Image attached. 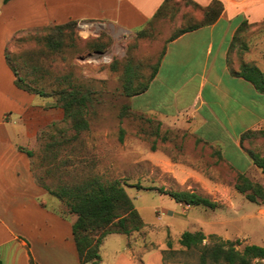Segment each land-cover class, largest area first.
Instances as JSON below:
<instances>
[{
  "label": "rangeland",
  "instance_id": "374dc122",
  "mask_svg": "<svg viewBox=\"0 0 264 264\" xmlns=\"http://www.w3.org/2000/svg\"><path fill=\"white\" fill-rule=\"evenodd\" d=\"M3 8L5 3L0 0V9ZM201 18L202 11L186 0H172L166 15L154 19L150 23L149 34L144 37H137L140 29L121 34L115 30L108 33L105 27L98 35L84 39L78 34L75 24L73 39L65 36L64 40L65 43L71 40L73 46H62L53 53L30 31L17 34L15 41L5 46L11 60L17 56L39 66L38 70L25 69L29 84L51 92L60 87L56 78L69 75L72 82L92 91L88 129L74 139H68L73 136V131L65 129L64 123H57V128H64V131H52L59 142L56 147L58 156L53 165L47 161L40 163L42 145L49 139L48 135L35 138L28 148L36 154L31 169L48 185L80 182L92 175L103 179L118 178L124 183L125 191L145 226L128 237L108 235L101 247L104 255L120 249L125 240H129V249L135 255L134 264H138L141 253L161 251L166 248L168 239L172 241L173 249H183L178 243L180 233L198 229L207 236L215 234L230 240L239 238L242 240L240 247L249 243L264 247V203L251 202L234 188L236 169L225 160L221 149L197 139L186 129V121L182 117L174 120L148 112H135L131 97L121 90L118 73L109 69L113 60L130 56L144 65L143 74L147 77L150 65L157 61L170 35L179 27L199 22ZM146 27L147 24L143 28ZM100 35L101 42L106 44L104 50L90 49L86 40ZM263 36L264 28H249L245 32L249 48L242 55H239V49H232L229 54L232 65L237 68L243 61L253 62V50L263 48L264 42L260 41ZM3 55L5 58V52ZM23 72L20 71L21 74ZM54 99L55 96H36L34 101L45 100L53 104ZM6 101L11 100L0 99V110L10 106ZM124 106H130L131 113L124 110ZM3 115L9 138L24 141L18 131V116L9 109ZM148 118H153V121ZM260 127L263 126L256 128ZM243 148L263 154L264 138L245 141ZM216 150L220 151L222 158L217 156ZM229 150L234 152V147L229 146ZM47 168L51 170L48 175L44 174ZM245 174L264 186V174L260 170H247ZM178 190L194 191L217 201L218 206L210 209L177 202L167 192ZM50 205L63 216L71 215L60 200L57 205ZM208 241L207 238L204 240ZM196 258L195 251L187 254L177 252L174 257L177 261L190 263H194Z\"/></svg>",
  "mask_w": 264,
  "mask_h": 264
},
{
  "label": "crops",
  "instance_id": "0c3cea01",
  "mask_svg": "<svg viewBox=\"0 0 264 264\" xmlns=\"http://www.w3.org/2000/svg\"><path fill=\"white\" fill-rule=\"evenodd\" d=\"M164 0H9L0 9V99L11 100L0 111V260L2 264H80L71 226L76 215L63 216L50 204L59 200L36 182L29 157L17 146L33 145L37 132L60 120V107L35 102L38 95L18 88L4 58L12 35L22 29L76 21L82 38L107 32L139 30ZM201 6L212 0H193ZM217 20L185 32L165 45L148 88L130 98L136 111L167 119L182 117L197 139L221 149L222 156L240 171L259 170L239 142L242 132L264 126V93L231 73L228 46L240 23L264 20V0H220ZM260 41L264 42V36ZM252 61L264 71V45L254 49ZM11 98V99H10ZM20 121L24 141L7 135L4 112ZM229 146L234 147L230 152ZM261 155H264L261 154ZM108 236V235H107ZM106 236V237H107ZM96 264H134L135 255L124 245L101 253ZM138 264H164L161 251H146ZM168 264H185L168 262Z\"/></svg>",
  "mask_w": 264,
  "mask_h": 264
},
{
  "label": "trees",
  "instance_id": "16d2710c",
  "mask_svg": "<svg viewBox=\"0 0 264 264\" xmlns=\"http://www.w3.org/2000/svg\"><path fill=\"white\" fill-rule=\"evenodd\" d=\"M7 3L9 0H3ZM172 0H164L158 7L153 17L146 23L148 27L141 28L137 32V37H144L149 34L150 23L156 19L166 15L168 4ZM187 3L202 11V18L199 22L188 24L179 27L167 39V43L179 35L197 29L198 27L210 25L214 23L223 10V3L220 0H212L208 5L201 6L193 0H186ZM76 21L71 20L63 24L45 25L31 29H22L16 31L9 42L15 41V36L21 32H33L36 35L37 41L44 43L45 47L51 52H55L62 46H73L70 42L65 43V36L73 39V32ZM264 28V20L256 24H248L243 21L239 24L232 36L228 46V61L232 49H239V55H242L249 48L245 40V32L252 27ZM102 35L95 39H87L86 45L90 49L102 51L106 44L101 42ZM165 47L159 54L157 61L150 65V73L147 77L143 74L144 65L138 61H134L132 57L127 56L123 60H113L109 64V69L118 73L121 81V90L127 97L144 92L151 80L153 79ZM5 60L15 76V85L31 94L38 95L43 98H52L55 96L53 105L60 107L63 111V116L60 120L52 121L41 128L36 138L41 135L49 136V139L42 145V156L40 163L52 164L56 161L58 152L56 147L59 146L57 138L54 137L52 131L56 130L61 133L64 128H57V123L61 122L66 125L65 129L73 131V136L68 139L76 138L82 131L89 127L88 107L91 104L92 91L82 84L72 82L69 75L61 78H56V82L60 85L59 88L48 92L43 87H37L29 84L26 80L28 73L26 68L38 70L37 64L20 59L16 56L13 60L10 59L7 48L4 49ZM24 70V72H23ZM23 72V74L20 73ZM231 73L249 81L254 88L264 93V71H262L253 62H241L238 69L231 68ZM36 82L35 79H32ZM124 110L131 113L130 106H124ZM127 112V111H126ZM137 112V111H135ZM153 121V118H148ZM255 137L264 138V126L245 130L240 134V145L243 147L245 141H250ZM121 139V137H120ZM17 150L25 153L33 168L35 152L33 149L17 146ZM252 163L264 174V155L256 151L246 149ZM216 154L221 157L220 151L216 150ZM236 169L234 178V188L242 193L246 199L254 203H264V186L245 174V171ZM33 171V170H32ZM49 168L44 170V174H50ZM36 182L45 188L52 196L62 201L67 207V211L76 215V219L72 223V237L76 248L78 261L80 264H96L100 260V246L107 235L122 234L130 236L134 232H138L145 226L138 210L134 206L131 198L124 188V183L116 179H103L99 175L89 176L80 182L73 183H56L48 185L42 178L37 176L33 171ZM170 197L177 202L191 206H204L214 209L218 206V202L211 200L208 197L202 196L194 191L178 190L167 192ZM65 217V216H64ZM208 239V243L204 242ZM178 243L183 249L175 250L172 248L170 239L166 242V248L161 250L162 260L164 264L168 262H177L189 264L188 261H177L174 259L177 252L188 253L191 251L197 252V258L194 263L190 264H264V247L257 244H244L242 240L235 238L222 239L215 234L208 236L200 229L190 231L184 230L180 233ZM131 246V241H126V247ZM0 264L2 261L0 260ZM30 264H37L30 255Z\"/></svg>",
  "mask_w": 264,
  "mask_h": 264
}]
</instances>
